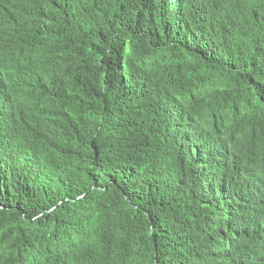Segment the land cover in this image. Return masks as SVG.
Returning a JSON list of instances; mask_svg holds the SVG:
<instances>
[{
    "label": "trees",
    "instance_id": "obj_1",
    "mask_svg": "<svg viewBox=\"0 0 264 264\" xmlns=\"http://www.w3.org/2000/svg\"><path fill=\"white\" fill-rule=\"evenodd\" d=\"M14 2L0 264H264V0Z\"/></svg>",
    "mask_w": 264,
    "mask_h": 264
},
{
    "label": "clouds",
    "instance_id": "obj_2",
    "mask_svg": "<svg viewBox=\"0 0 264 264\" xmlns=\"http://www.w3.org/2000/svg\"><path fill=\"white\" fill-rule=\"evenodd\" d=\"M18 8L19 4L15 3L14 0H0V15L10 20L15 19L19 15ZM34 33H36V31L30 27L28 31H24L23 33L19 34L17 39V41L29 46L30 52L33 47L39 43L37 38L34 37ZM44 49H50V44L45 45Z\"/></svg>",
    "mask_w": 264,
    "mask_h": 264
}]
</instances>
